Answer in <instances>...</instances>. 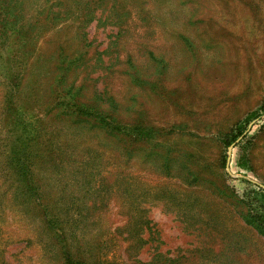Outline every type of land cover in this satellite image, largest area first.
Returning a JSON list of instances; mask_svg holds the SVG:
<instances>
[{"label": "rangeland", "instance_id": "obj_1", "mask_svg": "<svg viewBox=\"0 0 264 264\" xmlns=\"http://www.w3.org/2000/svg\"><path fill=\"white\" fill-rule=\"evenodd\" d=\"M262 108L264 0H0V264H264Z\"/></svg>", "mask_w": 264, "mask_h": 264}, {"label": "trees", "instance_id": "obj_2", "mask_svg": "<svg viewBox=\"0 0 264 264\" xmlns=\"http://www.w3.org/2000/svg\"><path fill=\"white\" fill-rule=\"evenodd\" d=\"M53 7L54 6L48 7V9H49L48 11H50ZM51 12H53V11H50V13ZM74 93H77V91H75ZM75 103L76 102H74V105H75ZM77 108H78V110L76 111V113H77L78 117H80L82 119H87V120L98 119V120L102 121V125L106 126L110 130L120 131V127L117 124L116 119L111 117V115H109L110 119H108V118H106V115L103 114V112H101L97 109H94L92 107H88L86 104H83L82 106L79 105V106H77ZM261 112H262L261 114H264V108L261 109ZM254 116H258L256 112L250 113L248 115V117L245 118L244 123H248L250 121V119L253 118ZM105 119L107 120V122ZM237 132L240 135L243 132V130L238 129V127H237ZM236 137H237V135H234L233 139H235ZM26 187H28L27 188L28 191H30L33 188V186L31 185V182H28ZM37 200H39V199L36 197L34 204L38 206L39 201L37 202ZM256 201H257V207H256V209L250 208L251 211L249 210V212L247 213L248 219H246V222L249 223L250 225L254 226V228L258 232H264V189L259 188V191L257 192ZM45 222L48 224L49 227H52L51 225H53V224H55V226H56L59 223L60 224L62 223V221L58 220V218L55 215L46 217ZM64 264H85V263L80 261V260H77V259H75V260L70 259V257L68 256L65 259ZM101 264H103V263H101ZM104 264H111V263L107 262Z\"/></svg>", "mask_w": 264, "mask_h": 264}]
</instances>
